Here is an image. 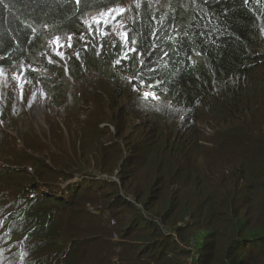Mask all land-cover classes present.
Masks as SVG:
<instances>
[{
  "label": "trees",
  "instance_id": "1",
  "mask_svg": "<svg viewBox=\"0 0 264 264\" xmlns=\"http://www.w3.org/2000/svg\"><path fill=\"white\" fill-rule=\"evenodd\" d=\"M124 1L0 0V67L30 66L24 77L59 99L80 86L71 116L48 122V145L0 155V264H264V0L135 7L134 49L112 62L124 69L94 74L97 94L76 78L84 50L63 90L32 69L45 38Z\"/></svg>",
  "mask_w": 264,
  "mask_h": 264
},
{
  "label": "rangeland",
  "instance_id": "2",
  "mask_svg": "<svg viewBox=\"0 0 264 264\" xmlns=\"http://www.w3.org/2000/svg\"><path fill=\"white\" fill-rule=\"evenodd\" d=\"M174 0H125L124 2L101 11L89 12L82 19V32L79 34H71L65 36H54L52 38H45L42 49L33 58L34 71L39 75L46 78V82L50 84H58L60 82L61 90L70 84V78L66 73L70 69L72 63L71 57L78 58L80 52L84 50L81 57L85 66L78 73L77 79L89 85L92 84L94 91L99 93L103 84L101 76H97V72L105 69L104 76L107 78L110 76L109 71L112 69H124L122 66L116 68L115 63L122 60L123 54H127L134 49L133 39L130 37L128 30V23L135 17L134 8H142L143 6H149L152 10L161 12L167 10L168 6H173ZM177 2H183V0H176ZM97 44V47L96 45ZM148 52V51H147ZM94 53V54H93ZM101 58L102 60L112 58L110 63L104 65L101 61H93V57ZM145 57L141 55L140 60L143 61ZM148 58V56H146ZM112 62L114 65H112ZM150 62V61H149ZM86 63L88 66L86 67ZM96 63V66L91 65ZM66 65V70H65ZM30 69V66L15 65L12 68L0 67V155H7L8 160L12 157H18V150L25 148L29 151L27 146L34 145L39 147L36 143L41 139V144H49L51 131L47 127L48 122H60L62 114L67 113L66 117L71 116L73 112L72 98L75 96V92L80 90L78 83L74 82L73 87L67 89L63 97H54L52 94V87H45L39 81H31L24 77L25 70ZM65 70V72H64ZM120 71V70H118ZM122 72V71H120ZM124 73V72H122ZM81 75V77H80ZM75 78V80H76ZM124 79L119 78L115 82H110L111 90L114 91L118 84ZM58 81V82H57ZM113 83V84H112ZM123 83V82H122ZM108 85V86H109ZM35 91H38L36 102L33 101L32 96ZM93 93L89 96L91 98ZM83 98V97H82ZM82 98L79 99L78 105L83 106ZM84 109V107H82ZM143 114H137L133 120L137 121L142 119ZM8 129H4V128ZM111 131H114L112 126L109 127ZM4 129V132L2 131ZM27 138V141L24 140ZM62 145L64 147H71V135L65 133L62 136ZM54 150V148H52ZM51 155V151L44 153L43 160H48ZM1 163V161H0ZM3 163L7 162L3 160ZM41 172V168L38 173ZM18 177V176H17ZM53 178L54 174L52 175ZM64 178L56 177L52 180L53 184L62 181ZM81 178L74 176L68 182H78ZM121 193V191H120ZM129 199V197H127ZM136 207L140 210L143 216L146 213L141 210L140 205L136 204ZM101 209L103 205L101 204ZM101 209L95 210L96 214H102L104 219V225H106V212H101ZM93 213V212H92ZM130 216V215H129ZM110 218H114L110 216ZM115 219V218H114ZM111 220L110 224H113ZM124 222V221H123ZM107 226V225H106ZM162 232L166 233L165 229ZM162 235H159L158 239L154 241L144 240L143 245L147 248L155 247V242H160ZM111 240V239H110ZM112 240L118 241L125 240L119 235H114ZM111 240V241H112ZM171 249V255L179 259L185 258L189 263L197 256V251L192 250L189 255H177L179 252L178 246L173 245L169 247ZM120 247H116L114 251H118ZM116 257V256H115ZM114 257V258H115ZM113 258V259H114Z\"/></svg>",
  "mask_w": 264,
  "mask_h": 264
},
{
  "label": "bare ground",
  "instance_id": "3",
  "mask_svg": "<svg viewBox=\"0 0 264 264\" xmlns=\"http://www.w3.org/2000/svg\"><path fill=\"white\" fill-rule=\"evenodd\" d=\"M37 94H38V91H35L33 93V96H32L33 101L36 102V103H37V101H36Z\"/></svg>",
  "mask_w": 264,
  "mask_h": 264
},
{
  "label": "clouds",
  "instance_id": "4",
  "mask_svg": "<svg viewBox=\"0 0 264 264\" xmlns=\"http://www.w3.org/2000/svg\"><path fill=\"white\" fill-rule=\"evenodd\" d=\"M114 178V177H113ZM114 223V222H113Z\"/></svg>",
  "mask_w": 264,
  "mask_h": 264
}]
</instances>
